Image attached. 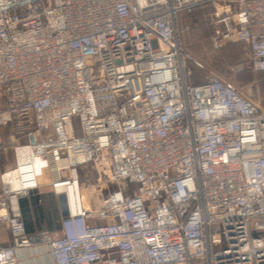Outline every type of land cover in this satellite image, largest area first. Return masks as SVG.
Instances as JSON below:
<instances>
[{
	"label": "built area",
	"instance_id": "obj_1",
	"mask_svg": "<svg viewBox=\"0 0 264 264\" xmlns=\"http://www.w3.org/2000/svg\"><path fill=\"white\" fill-rule=\"evenodd\" d=\"M204 3L213 49L264 72V0H0V264H264V107L183 74L175 18ZM42 187L65 197L58 237L19 215Z\"/></svg>",
	"mask_w": 264,
	"mask_h": 264
},
{
	"label": "rangeland",
	"instance_id": "obj_2",
	"mask_svg": "<svg viewBox=\"0 0 264 264\" xmlns=\"http://www.w3.org/2000/svg\"><path fill=\"white\" fill-rule=\"evenodd\" d=\"M212 10L202 4L180 11L175 18L176 40L182 51L183 74L185 80L191 83L200 82L210 74H218L229 79L237 87L249 92L253 98L264 104V74H252L245 71L247 61L246 47L241 42H229L216 51L211 43ZM254 82L257 85L250 86ZM89 169L87 188L93 186L97 178H106L101 170L94 166ZM47 176L41 179L45 181ZM202 264V260H196Z\"/></svg>",
	"mask_w": 264,
	"mask_h": 264
},
{
	"label": "crops",
	"instance_id": "obj_3",
	"mask_svg": "<svg viewBox=\"0 0 264 264\" xmlns=\"http://www.w3.org/2000/svg\"><path fill=\"white\" fill-rule=\"evenodd\" d=\"M208 4V3H207ZM208 7L210 8L211 6ZM223 11H235L237 5L235 1H231L221 6ZM258 73V72H257ZM256 73V74H257ZM257 85L254 82L249 84ZM245 91V90H243ZM264 107V104L261 103ZM0 175L14 168L16 157L13 152V147L8 145L6 140V132L4 129L0 131ZM19 215L24 222L28 235L36 238L50 234L54 237L59 236V221L60 211L56 196L50 192L47 187H42L39 190L32 191L27 198L19 199ZM10 238L5 228L0 225V249L10 246ZM22 255H17L16 264H54L51 258L47 255H36L31 253L28 258H22ZM46 256V257H45ZM202 264H205L201 261ZM198 263V261H196Z\"/></svg>",
	"mask_w": 264,
	"mask_h": 264
},
{
	"label": "water",
	"instance_id": "obj_4",
	"mask_svg": "<svg viewBox=\"0 0 264 264\" xmlns=\"http://www.w3.org/2000/svg\"><path fill=\"white\" fill-rule=\"evenodd\" d=\"M56 199L61 216H65L67 211H66V203H65L64 195L58 194L56 195Z\"/></svg>",
	"mask_w": 264,
	"mask_h": 264
},
{
	"label": "trees",
	"instance_id": "obj_5",
	"mask_svg": "<svg viewBox=\"0 0 264 264\" xmlns=\"http://www.w3.org/2000/svg\"><path fill=\"white\" fill-rule=\"evenodd\" d=\"M205 5H207L208 6V4L207 3H205ZM210 6V5H209ZM211 8V7H210ZM211 10H212V8H211ZM243 45L246 47V53H247V59H248V50H247V46L243 43ZM245 71H247V72H249V73H252V74H256L257 72H254V71H252V70H250V69H245ZM257 74H264V72H258ZM216 75H218V74H216ZM220 76V75H219ZM221 77H223V76H221ZM224 78V77H223ZM207 79V78H206ZM206 79H204L203 81H205ZM231 85H233L234 87H236V88H238V89H240V90H242L240 87H237L235 84H233L232 83V81H230L229 79H227V78H225ZM203 81H200V82H203ZM200 82H195L194 84H196V83H200ZM252 83V82H251ZM243 91V90H242ZM24 223V222H23ZM26 228V227H25Z\"/></svg>",
	"mask_w": 264,
	"mask_h": 264
},
{
	"label": "bare ground",
	"instance_id": "obj_6",
	"mask_svg": "<svg viewBox=\"0 0 264 264\" xmlns=\"http://www.w3.org/2000/svg\"><path fill=\"white\" fill-rule=\"evenodd\" d=\"M183 54V53H182ZM9 176H11V175H9Z\"/></svg>",
	"mask_w": 264,
	"mask_h": 264
}]
</instances>
